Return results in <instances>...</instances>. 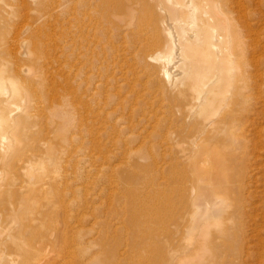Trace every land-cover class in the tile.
Returning a JSON list of instances; mask_svg holds the SVG:
<instances>
[{
    "label": "bare ground",
    "instance_id": "6f19581e",
    "mask_svg": "<svg viewBox=\"0 0 264 264\" xmlns=\"http://www.w3.org/2000/svg\"><path fill=\"white\" fill-rule=\"evenodd\" d=\"M26 1L0 0V165L9 169V178L23 170L33 184L43 187V210L38 215L41 220L38 224L40 228L44 224V229L36 234L33 230L34 234L26 240L27 248H22L26 256L23 264H45L50 253L58 256L69 246L71 220L75 218L71 219V210L73 203L78 205L75 196L81 191L78 188L80 191L75 194L73 189L77 178L73 163L76 151L71 144L73 134L68 136L70 127L76 136L86 139L91 151L102 156L119 154L120 159L128 155L152 156L166 151L167 144L173 142L187 144L179 148L180 154L218 155L220 149L211 150L203 144L204 138L209 137V129L216 128L211 137L228 141L232 146L228 156L237 161L230 166L225 164L229 172L224 175L219 173L218 166L202 178L205 183L238 182L239 189L241 183H248L249 156L264 151L258 122L264 121V0H72L69 48L74 60L84 66L86 61L100 57L97 70L106 75L103 83L96 82L101 106L91 108L90 102L81 100L75 105L67 103L71 106L68 107L71 120L61 115L51 135H43L40 124L45 117L40 92L45 83L43 78L47 79L39 28L44 8H40V0H34V6ZM28 5L34 11L31 17L24 11L29 10ZM224 69L226 79L222 76ZM25 76L35 86L27 83ZM215 96L224 100L215 101ZM57 101L48 103L51 114L56 111L53 105L62 103ZM120 126L122 130L118 129ZM24 151L30 155L24 156ZM83 162L79 161V165ZM136 168L143 171L141 165ZM144 208L140 210L143 212ZM153 212L147 208L144 216ZM137 218L134 214L132 220Z\"/></svg>",
    "mask_w": 264,
    "mask_h": 264
},
{
    "label": "rangeland",
    "instance_id": "374dc122",
    "mask_svg": "<svg viewBox=\"0 0 264 264\" xmlns=\"http://www.w3.org/2000/svg\"><path fill=\"white\" fill-rule=\"evenodd\" d=\"M33 1L27 0L26 2L30 6H34L35 4L32 5ZM71 1L40 0V8H44V10L41 9L44 13L39 26L42 39L40 47L42 50L40 51L41 57H44L42 59L45 66H43L44 77L47 78H43L45 83L43 82L42 93L40 92L41 104L45 106H43L42 112V116L45 113V117L41 118L44 121L42 122L40 119V124H43L41 125L43 135L52 134L55 123L62 118L63 114V117L71 118L69 117L71 109L68 108L71 107L70 102H74L75 105V102L81 100V103L83 101L90 102L91 108H96L97 104L101 106L100 87L97 88L96 84L103 83L106 74L97 70L99 61H101L100 57H94L91 62L86 61L87 64L84 63L83 66L75 62L73 51L69 48L73 19V9L71 8L73 2ZM29 5L26 6V9L29 10L24 11L25 13L29 12V17H31L30 15L34 11ZM26 19L25 22L23 21L25 24L28 22ZM226 72L224 69L222 73L225 79ZM25 77L27 83L35 86L30 77ZM99 77L100 79H98ZM64 84L68 86L66 85L65 91L61 92V87ZM72 85L80 87H76L79 90L70 87ZM97 86L99 85L97 84ZM69 87L76 91L72 92ZM73 98V101H69ZM48 99L52 102H49ZM56 99L62 102H60V106L53 105V109L55 107L56 111H54L55 109L52 111L57 116L51 114L47 108L50 106L48 103L58 102ZM214 100L220 102L224 100V97L215 96ZM223 107L221 106L220 109L223 110ZM258 122L262 127L264 138V121L258 120ZM220 126L218 125V127ZM121 127L123 126L118 129L122 130ZM70 129L71 127L68 136L73 134L72 138L76 141L72 140L71 143L73 151H76L73 163L77 178L73 189H75V194L79 193V189H81L80 193L75 196L77 200L74 198L77 201H75L76 205L79 206L77 205V207L73 203L74 208L71 210V219L75 217L71 220L73 230L70 239L72 242L70 240L67 249L58 256H52L53 254L50 253L49 262L54 264H264V151L250 154L247 169L250 178L246 180L248 183H241L242 188L239 189L238 182L221 184L207 181L208 183H205L202 178L204 175H210L211 169L218 166L219 173L224 175L229 172L228 168L224 167L225 164L230 166L232 162L237 161L236 158L228 156L232 151V146L228 141L211 137L216 128L209 129V137L204 138L203 144L211 150L215 147L220 149L218 155L208 152L180 154L179 148L186 147L187 144L173 142L167 144L166 151L152 156L128 155L121 159L119 154L107 153L102 156V154L91 151L87 146L86 139L76 136ZM74 137L77 139L75 140ZM261 145L264 149V142ZM82 148L87 149L83 151ZM227 148L228 150H226ZM24 153V156L26 153L30 155L28 151H24ZM95 153L96 155H94ZM80 155L81 157H79ZM177 155L179 157L175 160ZM78 160L81 163L84 161L83 164L79 165ZM45 165L43 164V166ZM137 165H141L142 172L136 168ZM0 167V171L3 172L0 173V264H23L26 256L22 248H27V241L34 234L32 231L34 230L36 234L44 229V224L41 225L42 229L39 227L41 220L38 217L43 210L44 199L41 192L43 187L39 188V185L33 184L32 178L30 179L29 174L23 170L18 171L21 176L17 173V176L9 178V169L2 168V165ZM83 175L86 176L83 177ZM78 176L83 178L79 179ZM94 178L98 181H95ZM88 179L90 181H87ZM149 179H151L150 183ZM76 181L80 183H76ZM83 188H86V192ZM139 189L140 191H138ZM158 189L161 191H159L160 194ZM77 190L78 192H76ZM154 195L159 196L157 197L158 201ZM154 205H157L156 208L159 206L161 210L153 207ZM143 207H145L144 213L140 210ZM147 208L154 211L148 217L144 216ZM134 214L138 216L137 221L132 220ZM155 216L158 219H155ZM30 224L33 225L31 227L33 229L30 228ZM88 247L89 249H87ZM49 262L45 264H49Z\"/></svg>",
    "mask_w": 264,
    "mask_h": 264
}]
</instances>
